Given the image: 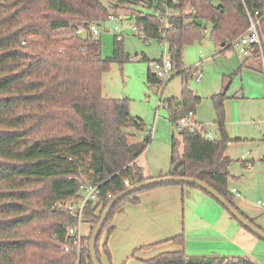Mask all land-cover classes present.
<instances>
[{
    "label": "trees",
    "instance_id": "obj_1",
    "mask_svg": "<svg viewBox=\"0 0 264 264\" xmlns=\"http://www.w3.org/2000/svg\"><path fill=\"white\" fill-rule=\"evenodd\" d=\"M107 1L110 7L103 0H0V264H91L87 245L110 200L105 194L113 198L126 188L125 180L132 185L146 179L135 160L150 136L129 141L134 131L142 129L140 119L129 113V99L103 95L102 76L110 64L129 60L123 38L114 36L113 53L104 58L88 25L107 20L112 5L149 10L141 14L131 8L130 17L143 40L166 42L171 71L181 75L180 98L163 102L172 125L187 111H195L201 100L188 87L191 70L183 67L182 53L186 45L204 37V23L210 26L209 38L228 48L250 19L258 21V34L264 37V0ZM78 28L84 33L77 34ZM252 54L260 57L257 47ZM146 83L159 89L163 81L148 68ZM224 99V94L212 96L216 117L212 140L187 129L180 138L171 137L167 175L201 180L234 205L228 187L232 176L225 155ZM70 158L79 161L91 180L101 182L97 198L83 208L90 228L81 237L84 247L78 259L75 238L68 235L75 215L66 206L82 195L81 173ZM150 187L126 195L110 209L95 242L101 264H105L102 255L111 264L106 239L116 211L125 203L137 204V195ZM169 240L180 248L160 252L146 262L258 264L247 256L189 254L183 248V234ZM66 245L67 251L60 248Z\"/></svg>",
    "mask_w": 264,
    "mask_h": 264
},
{
    "label": "crops",
    "instance_id": "obj_2",
    "mask_svg": "<svg viewBox=\"0 0 264 264\" xmlns=\"http://www.w3.org/2000/svg\"><path fill=\"white\" fill-rule=\"evenodd\" d=\"M227 48V45H220L219 52H223ZM235 53L240 59L234 70L240 72L243 78L248 73L250 78L248 86L241 85L240 89L235 88L227 94L223 93L227 86L220 90L212 87L213 89L211 88L209 92L212 94L211 97L218 94L225 95L223 102L224 125L227 134L225 155L231 161L229 173L232 179L229 180L228 187L233 196L234 205L247 219L253 220L255 225L264 230L263 66L260 57L255 54L242 58L236 51ZM198 66L199 64L194 65V68L200 71ZM191 77L195 79L192 72ZM201 77L202 74L200 79ZM225 81L226 76H223L222 84ZM243 84H245L244 79ZM193 92L201 98L199 94ZM207 109V116H204L206 113L200 107L194 111L193 122L199 128L207 129L209 124H215L214 111L211 114L210 108L207 107ZM179 133L177 132V135L172 133L171 137L180 138ZM169 160H165L164 157H155L154 160L146 159L142 166L138 164L137 158L135 164L142 167L145 178L150 179L167 176ZM233 189L235 192L232 191ZM137 197L139 202L123 204L116 211L111 223L113 226L110 233L112 240L116 238V243L130 242L133 250L140 249L139 252H135L137 259L133 261V258H128L124 264H149L146 260L156 254L177 250L180 247L169 239L178 234H183V248L189 254L218 257L247 256L258 264H262L260 257L253 253L255 248L264 251V246L259 238L238 226L218 202L199 189L190 186L182 188L176 183L162 184L141 191ZM254 199L255 201H253ZM186 213H188V218H192L193 226L188 227L186 224ZM206 234L212 238L217 237L218 242L225 241L226 247L207 253H202L200 250H187V242L191 241L190 238L194 237L195 245H197ZM108 249L111 255V264H122L123 261L119 263V259H115L110 245H108ZM124 250L128 252L126 245ZM104 263L106 264L105 261Z\"/></svg>",
    "mask_w": 264,
    "mask_h": 264
},
{
    "label": "rangeland",
    "instance_id": "obj_3",
    "mask_svg": "<svg viewBox=\"0 0 264 264\" xmlns=\"http://www.w3.org/2000/svg\"><path fill=\"white\" fill-rule=\"evenodd\" d=\"M103 2L108 6L107 0H103ZM214 3L217 4L216 1H214ZM134 7L128 5L115 7L112 5L109 12L114 15L118 21L105 20L99 23L100 33L95 37L100 41V53L102 57L108 58L113 53L114 34L110 29L114 25H118L122 28L124 26L122 23L125 22L131 25L135 24L134 17H130V9ZM135 9L141 11V14L149 12L147 8L141 6H137ZM204 25L207 27L204 29L206 32H203L204 37L184 47L182 62L184 68L191 67V72L194 65L199 64L198 68L202 74L200 81L197 82L196 79L189 76L187 77V83L189 89H192L201 96L200 103L197 105L198 107H196V109H199V107L202 108V111L206 113L204 116H207V107L210 108L211 114H213L214 111L212 94L209 92L212 87L220 90L227 86L224 92L227 94L232 92L235 88L240 89L241 85L247 87L250 78L248 73H246L243 78L240 72H235V65H237V61L240 58L236 55L234 47L232 46L223 52H219V50H221L220 45L214 43L208 36L210 26L206 23H204ZM122 49L124 54L129 55V60L122 64L117 62H112L110 64L109 70L102 76L103 95L110 98L129 99L130 114L139 118L142 123L141 130L134 131L130 128L126 129V131L135 132V135L130 137L129 141H140L147 135L151 137L145 152L138 157V164L144 166V161L146 159L154 160L155 157H164V159L168 161L170 156L171 135L172 133L177 135L176 133L178 131L169 121L163 102L164 99L170 97L173 99L180 98L182 90L181 75L171 71L169 76L162 78L163 84L159 89H156V86H149L146 83L147 70L149 68L151 71L152 64L162 55V44L155 39L143 40L142 36L127 29L122 41ZM164 55L167 56L168 54L164 53ZM142 57H144V59H142ZM170 76L172 77L168 79ZM223 76H226V81L222 84ZM243 79L245 84H243ZM207 129L214 133L215 124H209ZM253 201H255V199ZM121 207L122 205L120 208ZM230 218L232 219L231 216ZM186 219L188 227L193 226V220L191 217L188 218V213H186ZM235 222L240 226L237 221ZM89 228L90 223L84 221L81 225V235H86ZM108 236L110 237V234ZM109 237L106 239L107 247L108 245L112 247L114 257L115 259H119V263L123 261L122 264H124L128 258H133V261L137 259L135 258V256H137L135 252H139L140 249L133 250L130 242H125L126 244L116 243V238L112 240V237ZM203 239L205 240L203 241ZM203 239L195 245L194 237H192V239L190 238L191 241L187 242V250H200L202 253H207L209 251H219L222 247H226V242L223 240L218 242L217 237L212 238L210 235L206 234ZM102 241H104V237H102ZM126 241H128V239H126ZM260 242L264 246V242L262 240H260ZM125 245L128 247V252L124 250ZM194 246L197 247L194 248ZM253 253L255 256L260 257L261 263L264 264V251L255 248ZM101 259L103 262H106L103 255Z\"/></svg>",
    "mask_w": 264,
    "mask_h": 264
},
{
    "label": "built area",
    "instance_id": "obj_4",
    "mask_svg": "<svg viewBox=\"0 0 264 264\" xmlns=\"http://www.w3.org/2000/svg\"><path fill=\"white\" fill-rule=\"evenodd\" d=\"M107 20L111 21H118L117 18L114 15H109ZM164 26L166 27L167 20L164 19ZM124 26L120 28L118 25H114L110 31L114 34L117 40H121L124 38V35L126 34V30L133 31L135 34H139L138 27L130 23H122ZM257 20L250 19L248 28L236 39L232 41V46L234 47L235 51L238 55H240L242 58H247L250 56L255 49V47L259 50L260 59L262 61V75H263V81H264V53L262 50V42H264V37H260L257 30ZM99 23H92L88 25L87 29L88 31L93 35L96 36L100 33L99 30ZM204 32H206L204 30ZM84 30L82 28L77 29V34H83ZM162 44V55L160 58L152 64V74L155 75L158 78H164L165 76H169L171 72V63L168 59V55L165 56L164 53H167V44L165 41L161 42ZM192 74L194 75L195 79L198 81L200 79L201 73L199 70L194 68L192 70ZM193 116L194 111L189 110L184 115L180 116L176 122L174 123V126L178 132H182L183 130L187 129L190 132H199L201 133L205 138L212 140L214 138V135L209 130H203V128H199L195 125L193 122ZM70 160L77 166H79V172L81 173L80 176V182H81V191L82 195L78 202L76 203H68L66 208L69 210L70 213H73L75 215V221L73 224L68 228V235L75 238V243L77 245V259L80 254L81 249H83L84 245L81 242V225L86 220L83 216V208L88 200H95L97 198V192L98 188L101 185V182L97 180H91L88 175H86L83 171V169L80 167L79 161L76 158H73ZM264 165V160H263ZM125 187L130 186L128 180L124 181ZM235 192V189L232 190ZM105 197L107 199H111L110 193H106ZM260 203V201H258ZM61 249L67 251L68 246H60Z\"/></svg>",
    "mask_w": 264,
    "mask_h": 264
},
{
    "label": "water",
    "instance_id": "obj_5",
    "mask_svg": "<svg viewBox=\"0 0 264 264\" xmlns=\"http://www.w3.org/2000/svg\"><path fill=\"white\" fill-rule=\"evenodd\" d=\"M197 24H200V20H197ZM224 93V91H223ZM170 183H185L194 185L197 188H200L204 191H206L209 195H211L229 214L234 218L240 225H242L246 230H248L253 235L257 236L260 240L264 242V230L260 228L259 226L255 225L253 222H251L249 219H247L242 213H240L237 208H235L234 205H232L229 201H227L218 191H216L212 186L208 185L207 183L198 180L196 178H188V177H180V176H164V177H158V178H150V179H144L142 181L136 182L130 186H127L123 191L115 195L113 198H111L99 220L97 221L96 225L94 226L89 241H88V251L90 256V262L91 264H101L95 253V242L96 239L102 229V226L110 212V209L113 207V205L121 200L123 197H125L128 194H131L133 192H136L142 188L149 187V186H156V185H162V184H170Z\"/></svg>",
    "mask_w": 264,
    "mask_h": 264
}]
</instances>
